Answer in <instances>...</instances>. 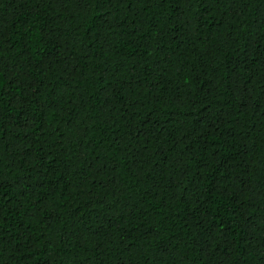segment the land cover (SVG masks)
Returning a JSON list of instances; mask_svg holds the SVG:
<instances>
[{"label":"trees","instance_id":"trees-1","mask_svg":"<svg viewBox=\"0 0 264 264\" xmlns=\"http://www.w3.org/2000/svg\"><path fill=\"white\" fill-rule=\"evenodd\" d=\"M0 264H264V0H0Z\"/></svg>","mask_w":264,"mask_h":264}]
</instances>
